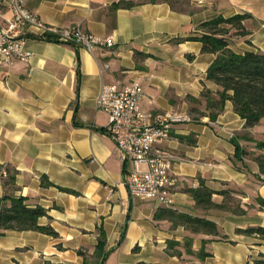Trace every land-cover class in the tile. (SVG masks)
Returning a JSON list of instances; mask_svg holds the SVG:
<instances>
[{"label": "crops", "instance_id": "crops-1", "mask_svg": "<svg viewBox=\"0 0 264 264\" xmlns=\"http://www.w3.org/2000/svg\"><path fill=\"white\" fill-rule=\"evenodd\" d=\"M114 1L24 0L46 23H80L113 43L88 51L28 35L27 59L0 62V196L5 205L9 196H23L27 206L43 207L37 223L55 231L0 228V264H254L264 254V239L235 228L264 225L256 199L264 198V174L255 160L261 138L243 126L228 99L209 117L200 91L217 87L206 78L214 55L188 36L219 13L248 12L250 32L232 36L231 47L264 50V0H133L131 7H113ZM133 80L143 88L142 108L186 111L192 118L173 123L169 136L154 144L173 155L169 206L128 194L123 180L131 163L120 157L95 104L102 83ZM232 139L244 150L239 158ZM200 181L216 190L234 188L245 213L196 207L186 189ZM221 199L212 193L213 201ZM180 211L214 220L227 238L207 240L210 254L202 259L186 252L187 236L196 252L211 235L192 232L168 214ZM100 229L103 255L95 253ZM168 240L178 243L167 247Z\"/></svg>", "mask_w": 264, "mask_h": 264}, {"label": "trees", "instance_id": "trees-1", "mask_svg": "<svg viewBox=\"0 0 264 264\" xmlns=\"http://www.w3.org/2000/svg\"><path fill=\"white\" fill-rule=\"evenodd\" d=\"M135 4L133 0H117L114 1L113 7H131ZM251 17L248 12H239L224 16L217 14L216 16L205 19L197 25L198 33L188 36L190 39L199 40L201 43L200 51L213 53V58L206 68V78L214 82L217 87L212 90L203 87L200 91V97L205 100V107L209 109V117L214 118L216 114L223 108L225 100H230L233 110L244 119L243 126H253L261 119H264V50L260 49H244L242 51L234 50L231 47V37L234 35L246 36L250 30L244 23ZM44 38L51 40L48 37ZM53 41V40H52ZM191 57V54H187ZM197 100L198 98L193 97ZM234 141V139H232ZM235 154L237 158L244 151L237 141H234ZM256 145L262 151L255 156L260 174H264V140H256ZM41 183L51 184V182L42 177ZM60 189L75 192L72 189L58 186ZM186 191L193 197L195 206L199 208L216 207L233 213H245L246 209L239 204L235 198L234 188L213 189L200 181L197 186L187 187ZM219 193L222 199L219 202L212 200V193ZM6 196H0V228L25 229L33 228L45 233L54 235L55 231L48 225H39L37 217L45 213V209L39 205L29 207L24 203L23 196H9V203H3ZM258 204L264 207V198H256ZM178 218L179 221L192 232H201L211 235L209 238H202V243L196 252L190 248L191 237L187 236L184 240L185 251L195 254L202 259L209 255L210 252L204 249V243L209 239H226L227 235L221 233L216 222L208 217L180 211L169 212ZM157 216V214H154ZM236 233L255 235L264 239V225H249L246 227H236ZM105 237L100 229L98 233L97 243L95 245V253L103 255V245ZM178 242L168 240L167 247H173ZM173 251V252H172ZM171 253L179 254L178 250H172ZM83 254L81 250H78ZM254 264H264V254L253 259ZM87 264V263H83ZM139 264H151L139 262Z\"/></svg>", "mask_w": 264, "mask_h": 264}, {"label": "built area", "instance_id": "built-area-1", "mask_svg": "<svg viewBox=\"0 0 264 264\" xmlns=\"http://www.w3.org/2000/svg\"><path fill=\"white\" fill-rule=\"evenodd\" d=\"M28 35L82 46L88 51L113 43L110 36L93 34L80 23L69 26L46 23L25 7L24 0H0V62L27 59L31 52L24 48L23 42ZM142 95L139 81L123 85L104 82L95 104L106 115L105 130L113 139L120 157L131 163L123 180L128 194L169 206L176 184L170 171L173 155L154 144L169 136L173 123L192 118L186 111L144 109L140 104Z\"/></svg>", "mask_w": 264, "mask_h": 264}, {"label": "rangeland", "instance_id": "rangeland-1", "mask_svg": "<svg viewBox=\"0 0 264 264\" xmlns=\"http://www.w3.org/2000/svg\"><path fill=\"white\" fill-rule=\"evenodd\" d=\"M251 130H253L254 134L264 140V120H261L257 125L252 126Z\"/></svg>", "mask_w": 264, "mask_h": 264}]
</instances>
